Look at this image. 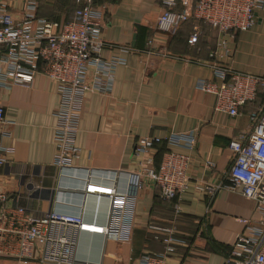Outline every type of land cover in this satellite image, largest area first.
Returning a JSON list of instances; mask_svg holds the SVG:
<instances>
[{"label":"crops","instance_id":"crops-1","mask_svg":"<svg viewBox=\"0 0 264 264\" xmlns=\"http://www.w3.org/2000/svg\"><path fill=\"white\" fill-rule=\"evenodd\" d=\"M27 1L9 0L14 15L21 16ZM35 1L37 14L52 21L70 20L77 8L75 0ZM96 6L104 11L102 56L123 62L116 68L110 92L84 95L76 137L80 157L69 168L54 164V112L61 97L56 81L36 74L31 84L0 90V104L6 108L7 120L13 122L8 124L11 134L1 143L14 149L0 168V192L9 195V207H23L37 217L60 210L107 225L110 199L86 194V183L102 182L126 190L139 160L161 158L159 147L142 158L134 154L142 137L156 135L164 139L168 150L187 152L180 141L168 138L196 133L190 184L178 202L180 213L146 180L138 193L130 239L115 241L82 232L76 264H135L145 252H162L164 243L148 231L152 222H174L181 238L168 264H223L232 244L263 216L256 202L241 193L224 188L202 191L197 185L226 181L234 160L229 143L252 131L250 112L259 101L244 106L235 117L216 110V95L197 86L201 80H215L213 68L200 61L264 75V9L250 30L230 31L224 47L219 45L222 36L217 29L193 19L174 33L159 31L161 0H96ZM196 25L198 39L191 44ZM149 40L157 53L148 52ZM146 165L155 167L156 160ZM0 264L24 263L0 256ZM29 264L53 263L35 259Z\"/></svg>","mask_w":264,"mask_h":264},{"label":"built area","instance_id":"built-area-1","mask_svg":"<svg viewBox=\"0 0 264 264\" xmlns=\"http://www.w3.org/2000/svg\"><path fill=\"white\" fill-rule=\"evenodd\" d=\"M73 16L65 22L52 21L37 14V2L28 0L20 17L14 15L9 0H0V90L15 85L31 84L36 74L56 81L61 97L55 110L57 124L54 141V164L61 169L73 166L80 157L76 144L83 98L87 92H110L120 58L105 59L103 38L104 11L96 0H75ZM162 12L157 29L174 33L184 23L195 20L217 29L222 36L219 45H226L225 36L232 30L247 31L257 22L258 12L264 9V0H161ZM198 26L189 39L196 43ZM149 53H157L149 40ZM164 56L169 53L159 49ZM213 68L215 80H201L200 90L217 97L216 110L230 116L241 115V109L250 103H259L250 112L253 129L231 139L234 160L226 174V181L218 185H197L202 191L214 192L224 188L238 192L256 202L262 218L249 224L232 244L223 264H264V75L237 71L227 66L200 61ZM219 80V82L217 81ZM261 97V100H258ZM6 108L0 104V168L7 161L12 147L2 145L1 139L11 134ZM180 141L187 152L168 150L158 167L148 166L153 158L139 160V169L132 172L126 190L116 185L88 181L86 194L107 196L110 199L107 225L85 220L82 215L52 210L37 217L23 207H9V195L0 192V256L29 264H76V251L82 232L103 234L107 239L127 241L131 237L135 207L140 188L146 180L152 181L160 198L173 202L180 213L179 200L190 184L189 168L192 151L197 142L196 133H181L168 138ZM162 137L144 136L136 144L134 154L142 158ZM209 166L212 162L207 161ZM148 231L164 243V250L145 252L135 264H168L181 242L175 223L160 225L152 222Z\"/></svg>","mask_w":264,"mask_h":264},{"label":"trees","instance_id":"trees-1","mask_svg":"<svg viewBox=\"0 0 264 264\" xmlns=\"http://www.w3.org/2000/svg\"><path fill=\"white\" fill-rule=\"evenodd\" d=\"M185 24V23H184ZM261 95H260V98L258 99V100H261ZM159 147V153H160V160L158 161L157 159V157L155 156V160H156V167H158L159 165H160V162H161V160H162V157H163V155H164V153H166L167 151H168V148H167V145H166V143L165 142H162V143H159V144H157V145H155V147L154 148H158Z\"/></svg>","mask_w":264,"mask_h":264}]
</instances>
